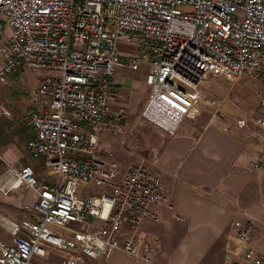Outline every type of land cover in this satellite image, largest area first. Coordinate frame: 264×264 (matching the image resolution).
Instances as JSON below:
<instances>
[{
	"label": "built area",
	"instance_id": "2783aa9c",
	"mask_svg": "<svg viewBox=\"0 0 264 264\" xmlns=\"http://www.w3.org/2000/svg\"><path fill=\"white\" fill-rule=\"evenodd\" d=\"M4 29L0 83L21 68L55 73L29 94L33 110L22 123L31 132L26 151L56 180L38 182L29 166L14 167L0 153V191L36 193L29 218H0L9 236L0 242V264H33L48 248L61 264H86L112 250L150 263L156 241L140 243L137 230L157 220L153 207L165 201L160 179L141 165L120 173L100 156L101 135L115 137L125 118L122 108H108L115 73L147 67L139 118L168 137L195 116L206 77H264V0H0ZM119 43L139 55L122 57ZM253 113L264 144V91ZM254 231L248 219L231 222L225 263L264 264Z\"/></svg>",
	"mask_w": 264,
	"mask_h": 264
},
{
	"label": "crops",
	"instance_id": "0c3cea01",
	"mask_svg": "<svg viewBox=\"0 0 264 264\" xmlns=\"http://www.w3.org/2000/svg\"><path fill=\"white\" fill-rule=\"evenodd\" d=\"M121 70L115 73L108 108L110 111L122 108L126 118V113L131 115L139 107L142 109L148 98L149 89L143 81L147 67H141L136 72ZM127 77L146 87L133 110L127 106L130 91L120 88L121 83L128 86ZM205 87L202 85V90ZM241 133L224 122L204 115L182 120L174 134L159 144L157 152L146 165L147 170L160 179L165 190V201L153 207L157 220L145 219L137 230L140 243L147 238L156 241L151 262L143 263L119 250H112L105 258L88 260L86 264H227L224 254L232 244L230 231L233 220L252 221L255 227L254 244L262 249L264 239L258 237L256 229L259 227L257 223L264 221V203L257 201L259 191L264 195L263 164L253 167L254 162L258 163L260 150H253L244 133ZM103 136L100 137V149L104 148ZM30 137L31 132L27 140ZM101 152L100 156L113 165ZM30 167L38 181L47 183L52 178L56 180L55 176L45 172L40 159L30 162ZM4 170L5 164L0 162V184L3 183ZM23 189L25 187L6 194L0 191V218L19 221L31 216L36 193L35 201L25 205L20 200ZM93 225L96 227L99 222L93 221ZM126 232L127 229L123 228L122 236ZM0 242H9L1 224ZM47 251L54 253L50 248Z\"/></svg>",
	"mask_w": 264,
	"mask_h": 264
},
{
	"label": "rangeland",
	"instance_id": "374dc122",
	"mask_svg": "<svg viewBox=\"0 0 264 264\" xmlns=\"http://www.w3.org/2000/svg\"><path fill=\"white\" fill-rule=\"evenodd\" d=\"M6 38L7 29H4L0 34V48L6 44ZM118 52L122 57L139 55L137 47L129 43H119ZM51 75H55V73L21 68L10 74L4 83H0V110H2L0 114V152L4 160L15 166L28 165L30 167V162L35 161L25 148L30 131L23 126L22 117L32 106L29 98L31 91L41 78ZM127 81L129 82L128 86L125 87L124 83H121L120 88L130 91L127 106L133 110L135 102L146 87L142 83L132 81L130 77H127ZM202 85H206L205 90H202ZM198 90L199 99L194 106L195 116L213 117L224 122L228 127L244 133L253 150H260V153L257 154L258 163L254 162L252 165L257 168L263 164L261 171L264 177V144L257 138L258 130L253 121L256 94L264 91V77L262 75H259L258 78L243 76L229 81L222 77L210 76L200 83ZM140 110L139 107L131 115L126 113V118L120 124L122 130L115 137L104 135L102 138L104 148L101 147V155L106 157L120 173L128 165H141L147 169V162L152 160L159 144L166 139V136L160 134L151 125L140 120ZM108 153L109 155H107ZM67 156L72 159L79 158L74 153L67 154ZM45 172L47 171L45 170ZM38 182H43V180ZM53 182V178L47 181L49 184ZM259 193L261 196H257V201L262 204L264 195L260 191ZM1 200L2 197L0 202H2ZM20 200L25 205H31L35 201L33 189L25 187ZM257 224L259 225L256 229L258 237L264 239V221ZM60 260L61 257L55 252L48 253L45 258L32 257L33 264H58Z\"/></svg>",
	"mask_w": 264,
	"mask_h": 264
}]
</instances>
